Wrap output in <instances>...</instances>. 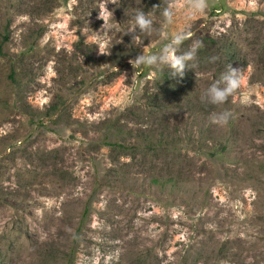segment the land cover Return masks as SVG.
Listing matches in <instances>:
<instances>
[{
    "label": "rangeland",
    "instance_id": "rangeland-1",
    "mask_svg": "<svg viewBox=\"0 0 264 264\" xmlns=\"http://www.w3.org/2000/svg\"><path fill=\"white\" fill-rule=\"evenodd\" d=\"M177 32L195 68H132ZM0 264H264V0H0Z\"/></svg>",
    "mask_w": 264,
    "mask_h": 264
},
{
    "label": "clouds",
    "instance_id": "clouds-1",
    "mask_svg": "<svg viewBox=\"0 0 264 264\" xmlns=\"http://www.w3.org/2000/svg\"><path fill=\"white\" fill-rule=\"evenodd\" d=\"M115 3V0H111ZM156 6V5H155ZM185 6L192 12H203L209 7V0H185ZM175 15V5L168 3L162 11V16L166 24H171ZM99 18H102L104 23L101 26V30H109L111 16L107 6H103L99 11ZM133 24L130 27L128 33L132 34V39L136 38V30L140 32L151 34L153 31V20L142 9L137 11L132 16ZM189 36L184 32H177L171 35L167 43H165L159 51L153 53L151 51H143L140 55L134 59H130L129 63L134 70H139L143 66L158 67L161 70L165 67L169 69V75L172 77H183L186 68H195L196 65L191 63L197 58V51L201 46L198 43L190 45L186 51L180 52V46L188 39ZM99 53L107 54L103 50ZM242 87V74L239 69L227 66L223 71L219 79L213 82L203 92L201 100L206 105L222 106L226 104L229 97L236 94ZM233 117V113L229 109H223L221 111H213L209 114V121L212 124L223 126Z\"/></svg>",
    "mask_w": 264,
    "mask_h": 264
}]
</instances>
